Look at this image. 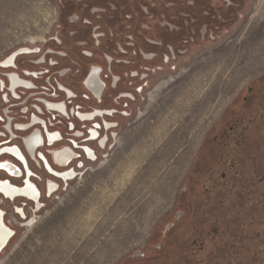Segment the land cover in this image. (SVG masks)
I'll return each mask as SVG.
<instances>
[{"label": "flooded vegetation", "instance_id": "1", "mask_svg": "<svg viewBox=\"0 0 264 264\" xmlns=\"http://www.w3.org/2000/svg\"><path fill=\"white\" fill-rule=\"evenodd\" d=\"M125 1L59 0L68 11L59 18L60 35L0 64L1 202H28L37 212L40 198L58 190L56 181L91 170L119 136L118 120L137 94L184 72L174 64L190 46L215 40L223 17L240 3L127 0L133 4L126 8ZM33 171L55 179L40 188ZM17 179L21 184H12ZM23 210L15 213L26 219ZM5 215L0 210V252L15 234ZM122 264H264V72L218 113L168 210Z\"/></svg>", "mask_w": 264, "mask_h": 264}, {"label": "rangeland", "instance_id": "2", "mask_svg": "<svg viewBox=\"0 0 264 264\" xmlns=\"http://www.w3.org/2000/svg\"><path fill=\"white\" fill-rule=\"evenodd\" d=\"M132 4L125 1L126 8ZM67 12L59 0H0V64L22 49L50 45ZM223 18L227 22L213 33L215 40L190 46L186 58L174 64L184 72L168 76L166 87L135 96L130 114L118 120L119 136L113 135L107 154L91 170L56 181L58 190L40 198L37 212L28 202L0 200L6 225L15 232L0 252V264H122L141 248L218 113L252 76L264 72V0H240ZM33 172L31 181L40 188L55 179ZM16 207L24 208L26 219L16 215Z\"/></svg>", "mask_w": 264, "mask_h": 264}, {"label": "bare ground", "instance_id": "3", "mask_svg": "<svg viewBox=\"0 0 264 264\" xmlns=\"http://www.w3.org/2000/svg\"><path fill=\"white\" fill-rule=\"evenodd\" d=\"M31 190V189H30ZM31 194V193H30ZM94 219V218H93ZM71 223V222H70ZM3 226V225H2ZM69 226V225H68Z\"/></svg>", "mask_w": 264, "mask_h": 264}, {"label": "water", "instance_id": "4", "mask_svg": "<svg viewBox=\"0 0 264 264\" xmlns=\"http://www.w3.org/2000/svg\"><path fill=\"white\" fill-rule=\"evenodd\" d=\"M1 167V166H0ZM5 169V168H4ZM9 172V171H8Z\"/></svg>", "mask_w": 264, "mask_h": 264}]
</instances>
